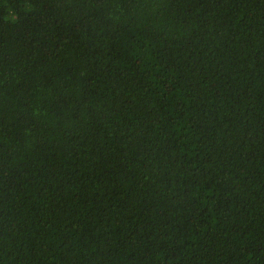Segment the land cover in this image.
Listing matches in <instances>:
<instances>
[{
    "label": "trees",
    "instance_id": "obj_1",
    "mask_svg": "<svg viewBox=\"0 0 264 264\" xmlns=\"http://www.w3.org/2000/svg\"><path fill=\"white\" fill-rule=\"evenodd\" d=\"M0 264H264V0H0Z\"/></svg>",
    "mask_w": 264,
    "mask_h": 264
}]
</instances>
